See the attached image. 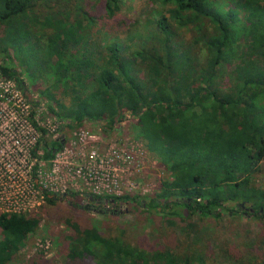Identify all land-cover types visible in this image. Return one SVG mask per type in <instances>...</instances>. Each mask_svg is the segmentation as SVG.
Returning a JSON list of instances; mask_svg holds the SVG:
<instances>
[{
    "label": "trees",
    "instance_id": "1",
    "mask_svg": "<svg viewBox=\"0 0 264 264\" xmlns=\"http://www.w3.org/2000/svg\"><path fill=\"white\" fill-rule=\"evenodd\" d=\"M53 1L54 7L49 0H0V25L21 34L7 43L31 40L30 28L40 29L46 42L39 46L63 88L79 85L68 105H47L50 114L65 128L89 123L105 136L131 118L135 138L170 175L151 195H86L80 210L114 216L123 206L169 226L178 219L188 230L194 218L245 213L228 203L248 204V215L262 219V232L247 245V258L227 250L221 257L225 264H255L258 256L264 264V190L253 182L264 162V0H143L142 19L117 20L120 28L125 24L122 33H110L105 24L107 40L98 49L88 37L100 19L112 20L129 0H86L74 7L73 0ZM184 29L195 34L191 44H181L178 32ZM7 51L0 45V54ZM224 66L230 74L226 87ZM0 77L24 91L20 72L1 58ZM32 123L40 132L37 153L44 161L54 159L63 140H48V132ZM65 198L78 206L75 193ZM55 201L47 197V203ZM39 224L36 213H0V264H13ZM66 225L72 234L68 264H216L201 253L133 245L123 240L122 229L112 236L96 226Z\"/></svg>",
    "mask_w": 264,
    "mask_h": 264
},
{
    "label": "rangeland",
    "instance_id": "2",
    "mask_svg": "<svg viewBox=\"0 0 264 264\" xmlns=\"http://www.w3.org/2000/svg\"><path fill=\"white\" fill-rule=\"evenodd\" d=\"M85 1L73 0V7L78 4L85 6ZM53 2L49 0L54 7ZM36 9L39 16L44 15V8L40 6ZM145 10L143 0L126 1L112 20H99L88 42L94 48H102L107 40L105 24L109 31L112 30L110 33H122L125 24L120 28L116 21L142 19ZM100 14L96 12L97 18ZM102 20L104 30L99 29L102 28ZM30 31L31 40L24 38L7 43L6 39L10 36L21 34L0 25V38L4 39L0 45L2 49H8L0 54V58L4 65L20 72L26 85L24 91H18L17 85L0 78V213H36L40 218L38 229L26 239L13 264H32V261L33 264H40L38 259L49 264H68L66 248L72 234L66 225L67 220L81 227L96 226L104 235L113 236L118 229H122L125 231L123 240L133 245L138 244L145 249L164 245L177 252L201 253L216 264H225L221 256L226 250L247 258V245L257 241L263 230L262 219L248 215V204H239L243 206L241 208L228 203L229 208L245 213H225L218 220L194 218L189 221L192 226L188 230L184 228L185 223L178 219L172 220L169 226L151 221L146 213L128 212V208L123 206L114 216L80 210L85 205L83 197L86 195L107 191L118 195H151L170 175L135 138L131 118H126L120 128L108 136L93 124L85 123L78 129H68L60 120L53 118L47 105H53V100L68 105L71 90H79V85L74 81L69 83V88H63L56 77L57 72L44 58L46 50L39 46L46 42L45 32L35 27ZM178 34L183 45L191 44L195 37L191 29H184ZM221 72L222 85L226 87L230 80L227 66L222 67ZM32 113L34 116H31ZM31 121L47 130L48 140H63V149L52 162L40 161L38 154L34 155L35 141L40 139V134L32 129ZM88 172L90 182L78 179ZM84 178L87 180V176ZM107 178L116 180L114 188L107 186ZM253 182L264 190V162L259 172L254 174ZM67 193L76 194L74 203L77 207L68 203V198H65ZM47 197L55 199V204L47 203ZM95 206L92 204L88 209L92 210ZM256 253L260 254L258 250ZM261 260V257L254 256L255 264H260Z\"/></svg>",
    "mask_w": 264,
    "mask_h": 264
},
{
    "label": "built area",
    "instance_id": "3",
    "mask_svg": "<svg viewBox=\"0 0 264 264\" xmlns=\"http://www.w3.org/2000/svg\"><path fill=\"white\" fill-rule=\"evenodd\" d=\"M1 78V77H0ZM3 81H6V82H11V83H13L14 85H15V83L14 82H12V81H8V80H4L3 78H1ZM16 86V85H15ZM16 90H18L19 91V89L17 88ZM33 115H31V116H34V113H32ZM30 116V117H31ZM33 121H31V127H32V129L36 132H39L38 130H37V128H35L34 127V125H33V123H32ZM35 122V121H34ZM36 123V122H35ZM37 124V123H36ZM37 126L39 127V125L37 124ZM47 131V130H46ZM39 134H40V132H39ZM38 139H37V141H35L36 143V145H37V143H38ZM36 145L34 146V149H33V152H35L34 153V155L38 152L37 151V149H36ZM33 152H32V154H33ZM61 152V151H60ZM60 152H58V153H56L55 155L57 156ZM38 154V156L40 157L39 158V160L40 161H42V159H41V157H42V155H41V153H37ZM4 156V155H3ZM90 158L92 157V156H89ZM53 161V159L50 161V162H52ZM77 173L78 174H80V172H78L77 171ZM107 175H109V174H107ZM34 176H36V175H34ZM87 176V180H86V178H84V177H86ZM78 177H80V175H78ZM78 179H82L83 181H91V177H90V174H89V172L88 173H83V176L81 177V178H78ZM100 179V178H99ZM106 181H108L107 182V186L109 187V186H111L112 188H114V184H115V182H116V180L115 179H109L108 180V178L107 179H105ZM34 181L37 183V181H36V178L34 179ZM108 187H107V189H108ZM39 190L40 191H42V188L41 187H39ZM106 190V189H105ZM108 190H111V189H108ZM94 195H97V196H102V195H108V196H111V195H116V196H118V194H113V193H110V192H102V193H97V194H94ZM120 195H122V194H120ZM2 213H9V212H2ZM11 213H19V212H11Z\"/></svg>",
    "mask_w": 264,
    "mask_h": 264
},
{
    "label": "flooded vegetation",
    "instance_id": "4",
    "mask_svg": "<svg viewBox=\"0 0 264 264\" xmlns=\"http://www.w3.org/2000/svg\"><path fill=\"white\" fill-rule=\"evenodd\" d=\"M241 208H243V206H241V205H239ZM249 211L251 212V213H253V210H251V209H249Z\"/></svg>",
    "mask_w": 264,
    "mask_h": 264
}]
</instances>
